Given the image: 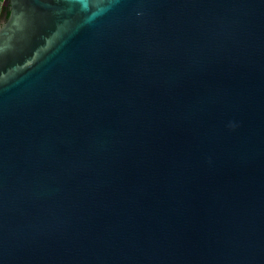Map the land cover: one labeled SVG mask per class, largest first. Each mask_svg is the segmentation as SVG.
Returning a JSON list of instances; mask_svg holds the SVG:
<instances>
[{"label": "water", "instance_id": "water-1", "mask_svg": "<svg viewBox=\"0 0 264 264\" xmlns=\"http://www.w3.org/2000/svg\"><path fill=\"white\" fill-rule=\"evenodd\" d=\"M0 264H264V0H10Z\"/></svg>", "mask_w": 264, "mask_h": 264}, {"label": "flooded vegetation", "instance_id": "flooded-vegetation-1", "mask_svg": "<svg viewBox=\"0 0 264 264\" xmlns=\"http://www.w3.org/2000/svg\"><path fill=\"white\" fill-rule=\"evenodd\" d=\"M12 9L10 0H0V24L8 19Z\"/></svg>", "mask_w": 264, "mask_h": 264}]
</instances>
